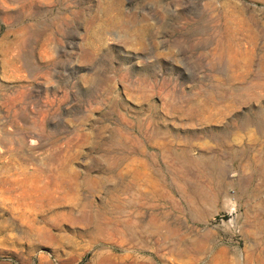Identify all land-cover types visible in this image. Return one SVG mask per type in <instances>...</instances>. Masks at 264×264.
<instances>
[{"label": "rangeland", "instance_id": "374dc122", "mask_svg": "<svg viewBox=\"0 0 264 264\" xmlns=\"http://www.w3.org/2000/svg\"><path fill=\"white\" fill-rule=\"evenodd\" d=\"M0 264H264V0H0Z\"/></svg>", "mask_w": 264, "mask_h": 264}, {"label": "bare ground", "instance_id": "6f19581e", "mask_svg": "<svg viewBox=\"0 0 264 264\" xmlns=\"http://www.w3.org/2000/svg\"><path fill=\"white\" fill-rule=\"evenodd\" d=\"M32 139V138H31ZM31 143V142H30ZM33 143V142H32Z\"/></svg>", "mask_w": 264, "mask_h": 264}]
</instances>
